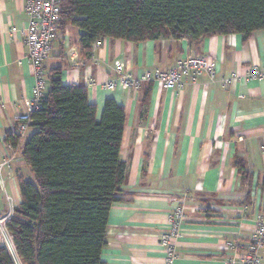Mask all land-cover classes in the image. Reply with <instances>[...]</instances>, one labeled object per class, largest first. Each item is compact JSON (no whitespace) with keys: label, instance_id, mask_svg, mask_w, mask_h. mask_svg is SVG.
<instances>
[{"label":"crops","instance_id":"0c3cea01","mask_svg":"<svg viewBox=\"0 0 264 264\" xmlns=\"http://www.w3.org/2000/svg\"><path fill=\"white\" fill-rule=\"evenodd\" d=\"M27 22L22 0H0V163L8 159L0 167V215L8 217L20 203L18 179H34L23 157L34 129L16 146L5 141L18 134L16 115L26 111L34 83L24 58ZM80 34L73 25L59 31L44 62L45 91L51 71L60 68L62 84L86 86L98 116L108 98L124 106L122 200L109 212L103 264H164L159 232L177 207L184 217L173 264H227L233 253L241 255L256 216L264 214V76L247 78L249 69L264 68V31L246 40L239 33L203 38L194 51L215 59L213 80L201 75L175 90L147 82L137 91L105 87L116 76L115 65L133 76L168 69L183 56L187 39L107 38L86 51ZM232 73L237 78L224 85ZM236 157L251 173L249 183L241 180ZM261 256L264 264V250Z\"/></svg>","mask_w":264,"mask_h":264},{"label":"trees","instance_id":"16d2710c","mask_svg":"<svg viewBox=\"0 0 264 264\" xmlns=\"http://www.w3.org/2000/svg\"><path fill=\"white\" fill-rule=\"evenodd\" d=\"M59 7V31L79 28L86 51L107 38H186L197 48L205 37L239 33L246 40L264 31V0H60ZM30 118L23 157L34 179H18L20 203L5 223L13 246L0 244V264H103L109 212L122 200L124 106L108 98L98 116L86 86L62 84L55 68ZM20 135L5 141L16 146ZM234 164L249 183L244 160Z\"/></svg>","mask_w":264,"mask_h":264},{"label":"built area","instance_id":"2783aa9c","mask_svg":"<svg viewBox=\"0 0 264 264\" xmlns=\"http://www.w3.org/2000/svg\"><path fill=\"white\" fill-rule=\"evenodd\" d=\"M23 9L28 15L27 26L23 31V42L26 47L25 60L33 70V87L27 104V109L16 115V132L23 134L31 122L30 113L37 109L45 94L44 62L48 58L53 43L59 33L60 0H22ZM101 40L96 41L99 45ZM73 58L75 52L70 49ZM116 76L108 81L105 87L110 90L122 89L137 91L143 83L155 82L168 90L180 89L187 81L195 82L201 75L213 80L217 75L216 62L213 57L200 55L188 43L184 54L168 69H154L145 71L139 76L125 72L122 64L115 65ZM264 76L263 69H249L247 78ZM237 78L235 73L223 78L224 85H230ZM9 148L12 146L8 144ZM8 163V159L0 163V167ZM183 207H177L168 219L167 225L159 232V244L164 251V264H173L176 257L175 239L179 234V225L183 220ZM9 215H0V244L6 249V242L12 243V236L6 229L5 223ZM255 228L249 237L244 252L236 256L234 253L227 264H263L261 252L264 250V214L255 218ZM232 250L231 243H227ZM14 248V247H13ZM8 250V249H7Z\"/></svg>","mask_w":264,"mask_h":264},{"label":"bare ground","instance_id":"6f19581e","mask_svg":"<svg viewBox=\"0 0 264 264\" xmlns=\"http://www.w3.org/2000/svg\"><path fill=\"white\" fill-rule=\"evenodd\" d=\"M7 243L11 244L9 241H8V242H6V244H7ZM11 245H12V244H11Z\"/></svg>","mask_w":264,"mask_h":264},{"label":"rangeland","instance_id":"374dc122","mask_svg":"<svg viewBox=\"0 0 264 264\" xmlns=\"http://www.w3.org/2000/svg\"><path fill=\"white\" fill-rule=\"evenodd\" d=\"M22 264V263H21Z\"/></svg>","mask_w":264,"mask_h":264}]
</instances>
